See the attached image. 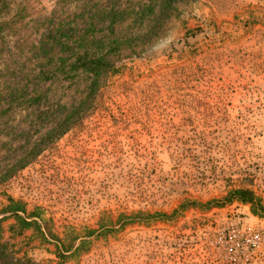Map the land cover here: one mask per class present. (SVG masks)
I'll use <instances>...</instances> for the list:
<instances>
[{
  "label": "rangeland",
  "instance_id": "1",
  "mask_svg": "<svg viewBox=\"0 0 264 264\" xmlns=\"http://www.w3.org/2000/svg\"><path fill=\"white\" fill-rule=\"evenodd\" d=\"M153 2L0 0V207L7 196L39 207L59 239L66 225L95 229L101 212L159 213L65 260L31 228L11 234L6 218L0 241L27 264H264V218L236 202L200 207L236 186L264 202V0L177 3L143 51L110 58L118 71L85 116L39 141L85 85L62 74V33L140 31L146 22L124 17Z\"/></svg>",
  "mask_w": 264,
  "mask_h": 264
},
{
  "label": "trees",
  "instance_id": "2",
  "mask_svg": "<svg viewBox=\"0 0 264 264\" xmlns=\"http://www.w3.org/2000/svg\"><path fill=\"white\" fill-rule=\"evenodd\" d=\"M182 1L186 2L188 0H158L157 3L153 2L152 5H145L136 11H130L131 13H128L127 17L125 16L124 18H129L134 24L147 23V27L141 28L140 31H130L112 38H109L108 34L101 36V38L105 37V39L99 38L94 41L96 32L100 31L95 30L93 24L89 23L86 29H81L78 32L70 27L67 35L62 33V38H65V41H62V51L67 52V56L62 58V74L65 79H73L78 76V73H81L79 79H83L85 85L76 105L69 108L66 105H59L55 109L57 112L62 111V116L60 113L53 115L54 126L39 139V141L42 139L40 143L43 142L44 138L48 142L50 139L58 137L70 125L77 122L82 115L85 116L86 112L89 111V101L103 84L105 74L118 71V66L116 67L110 58L122 57V55L123 57H128L143 51L144 47L142 45L150 38L158 36L163 20L171 13L176 12V4ZM156 4H158L157 10L154 7ZM124 18L120 15L112 14L110 15V22L115 24V22L123 21ZM109 30L108 33H113V29ZM75 32H77L76 35H74ZM123 51L125 53L121 55ZM43 73L42 71L41 74ZM38 144L36 143L35 146ZM35 146L28 151V155H24L25 158L18 159L17 162L20 166L28 159L29 152L32 155L34 148H37ZM188 156H191V154ZM232 202L248 205L249 212L252 215L264 218V202L252 189L247 187H231L221 197L211 198L205 201L204 204H200V207L203 209L221 207ZM196 204L199 205L194 200H185L179 207L183 209L186 206H196ZM42 213V210L37 206L31 210H26L24 202L7 196L6 203L0 207V223L6 218H11L13 221L8 224L7 230L15 235H21L23 231L29 228L33 229L36 236L42 241L54 243V253L57 258H62V260L79 258L89 251L93 239H97L105 233L116 231L123 225L134 222V220L147 222L155 215H159V213L154 211L153 213H148L147 211L137 210L127 216L119 213L112 221L110 217L101 212L95 229L83 226L78 231L74 226L66 225L63 229L62 239H59L51 232L48 220ZM1 232L2 227L0 224V237ZM0 260L7 264L28 263L26 257H14L10 250L8 251L7 243L3 241H0Z\"/></svg>",
  "mask_w": 264,
  "mask_h": 264
}]
</instances>
